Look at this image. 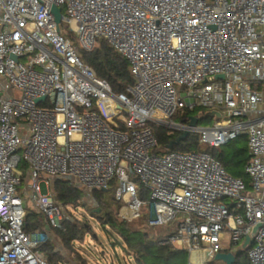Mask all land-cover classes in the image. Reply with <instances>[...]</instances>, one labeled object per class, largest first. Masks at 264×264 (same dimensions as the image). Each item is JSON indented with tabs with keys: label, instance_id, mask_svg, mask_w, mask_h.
<instances>
[{
	"label": "built area",
	"instance_id": "obj_1",
	"mask_svg": "<svg viewBox=\"0 0 264 264\" xmlns=\"http://www.w3.org/2000/svg\"><path fill=\"white\" fill-rule=\"evenodd\" d=\"M54 4L84 49L102 37L128 59L126 92L82 59ZM198 108L221 113L190 127L200 144L246 136L250 187L209 151L157 150L152 125L184 130L173 117ZM114 178L118 216L176 222L160 243L195 264L237 252L258 224L245 248L264 264V0H0V264H49L40 246L71 206L52 193L55 180L89 198ZM30 206L47 225L24 228Z\"/></svg>",
	"mask_w": 264,
	"mask_h": 264
},
{
	"label": "trees",
	"instance_id": "obj_2",
	"mask_svg": "<svg viewBox=\"0 0 264 264\" xmlns=\"http://www.w3.org/2000/svg\"><path fill=\"white\" fill-rule=\"evenodd\" d=\"M96 42H98V45H94L92 49H84L82 52L83 60L90 64L101 78L109 82L113 92H126V88L134 83L128 59L117 51L107 39L98 37ZM200 110L201 108L185 111L182 114H176L173 119L175 120L177 118L179 121L187 124L189 123L190 116ZM152 126L163 146L157 148L158 151H167L170 149L180 151H209L222 162L230 174L242 178L247 186L250 187V177L245 172V164L250 158L248 145H245L241 149H236L232 155L228 156L224 151H217V147L200 144L199 134L190 132L185 139L170 148V142L175 140L180 132H169L163 125L153 124ZM231 165H241L244 167V170L234 169ZM111 189L112 187L110 185L106 189L92 191V195L98 204L97 207L91 209L92 215L104 227L108 225L119 235L124 242L125 249L129 254H132L137 264H188L189 253L187 250L175 248L170 244H162L160 243L161 238L154 237L143 229H134L129 221L121 219L118 216L121 202L116 199L115 191L112 193L111 198L106 196L107 193L111 192ZM53 192L57 200L64 205L74 207L87 205L83 189L67 180H55L53 183ZM139 196L148 198V191L143 185L139 187ZM98 208H100V211L97 210ZM63 224L64 229H54L55 235L61 239L64 246L72 248L77 253L80 264H88L86 258L81 256L80 251L73 247L76 240H82L89 232L88 224H80L72 218H64ZM45 225H47V221L44 214L30 208L24 228L26 230H34ZM168 225L171 226L166 230V236L173 233L177 228L176 222H171ZM40 248L46 254L49 264H58V262L63 261L61 250L56 248V243L52 242V240L45 242ZM211 261L207 264H212ZM234 264H251L247 257V248H241Z\"/></svg>",
	"mask_w": 264,
	"mask_h": 264
},
{
	"label": "rangeland",
	"instance_id": "obj_3",
	"mask_svg": "<svg viewBox=\"0 0 264 264\" xmlns=\"http://www.w3.org/2000/svg\"><path fill=\"white\" fill-rule=\"evenodd\" d=\"M63 12L66 16L65 8H63ZM61 29H62V33L65 36L71 38L74 45H77L79 47L82 56V52L84 51V48L82 47L79 37L75 33L70 31L68 22L66 20H62ZM96 45H98V42L95 43V46ZM16 95L20 96V92H16ZM197 112L198 111H196L195 114ZM156 116L161 118L162 114L160 112H157ZM175 120L179 121V119L177 118ZM213 121L214 118L207 117L200 119L197 122V125L209 126L213 123ZM157 125H163L169 130V132H180V134L183 132V130H175L174 128H171L170 125L168 124H157ZM245 145H248L247 138L245 135H240L235 139H233L232 141H230L229 144L217 147L216 150L224 151L226 155L230 156L233 154V152L236 149H241L245 147ZM161 147H163L162 143L158 139L157 148H161ZM164 150H166V148H164ZM231 166L234 169L244 170V167L241 165H231ZM21 167H23V164L21 165ZM26 177H27L26 175L22 177V184L19 185L18 187V193L22 196L25 207L27 206V197L24 194V189L27 186ZM110 185L112 189L111 192L107 193L106 195L108 198H111L112 193L115 191L118 185V181L114 178L110 181ZM51 191L54 194L53 187L51 188ZM85 199L87 204L86 206H77V207L69 206L67 208L65 207V210L69 218H72L73 220H77L80 224H88V228H89L88 229L89 232L84 236V238L82 240H76L75 243L73 244V247L78 251H80L81 256L86 258L88 264H137L134 261L132 254H129L128 251L125 249L124 242L119 237V235L115 231H113L108 225L104 227L103 224L92 215L91 209L98 206L97 201L93 197H89V198L86 197ZM30 208L31 206L29 207V209ZM141 217L129 221V223L134 229H143L149 232L152 236L157 238H163L164 236H166V230L169 229V226L171 225L154 226L149 223L148 214L144 213ZM51 240L52 242L56 243V248L61 250L63 256V261L58 262V264H80V259H78L79 257L77 253L74 250H72V248H67L66 246H64L61 239L55 235L54 230H53V237ZM242 246H243V242H240L238 244V248ZM189 259L194 264L198 260L195 254L188 255V261ZM211 262L212 264H225V262L222 260L213 259Z\"/></svg>",
	"mask_w": 264,
	"mask_h": 264
},
{
	"label": "water",
	"instance_id": "obj_4",
	"mask_svg": "<svg viewBox=\"0 0 264 264\" xmlns=\"http://www.w3.org/2000/svg\"><path fill=\"white\" fill-rule=\"evenodd\" d=\"M52 12L54 13L55 20H56V22H57V24L59 26L61 21H62V18H63V15H62V12H61V8L54 4L52 6ZM220 77H223V76L221 75ZM44 98H45V96L40 97V98L37 99V101H39L41 99H44ZM207 117H212L214 119H220L221 118V113L219 111H217V110H207V111L200 110L196 114L191 115L190 116V121H189V124H188L187 128H185L183 130V132L175 140L170 142L169 147L171 148L174 144H176L179 141L185 139L189 135V133L191 132L190 131V127L196 126L197 122L200 119L207 118ZM97 210L100 211V208H98ZM258 225L254 227L251 235L255 234ZM251 235L247 236V238H246V240H245V242L243 244V248H245L247 246V244L249 243ZM240 250H238L235 253L232 252V251H221V252H218L215 255L214 259L215 260H222V261L225 262V264H234V262L236 260V256H237V254L239 253Z\"/></svg>",
	"mask_w": 264,
	"mask_h": 264
},
{
	"label": "bare ground",
	"instance_id": "obj_5",
	"mask_svg": "<svg viewBox=\"0 0 264 264\" xmlns=\"http://www.w3.org/2000/svg\"><path fill=\"white\" fill-rule=\"evenodd\" d=\"M197 261H199V262H200V260H197Z\"/></svg>",
	"mask_w": 264,
	"mask_h": 264
}]
</instances>
